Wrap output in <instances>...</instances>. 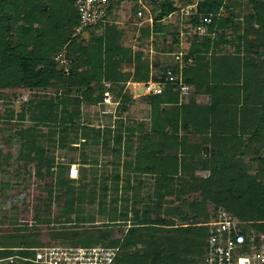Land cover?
<instances>
[{"label":"trees","instance_id":"obj_1","mask_svg":"<svg viewBox=\"0 0 264 264\" xmlns=\"http://www.w3.org/2000/svg\"><path fill=\"white\" fill-rule=\"evenodd\" d=\"M151 1L154 4L149 12L153 21L151 25L141 24L139 31L144 37L167 32L170 38L164 35L166 43L159 47V52L172 53L179 49L185 32L178 24L180 21L173 25L164 20L169 14L178 12L180 6L174 0ZM191 3L185 1V5ZM251 3V10L241 15L234 10L240 4L239 0H198L187 14L193 29L196 30L200 15H208L210 21L204 26V34L199 36L194 32L191 44L184 47L186 56H191L193 62L186 63L183 79L188 84H195L194 90L188 91L187 100L181 101L178 89L166 84L163 92L143 96L149 105L148 129L145 122L140 121L124 127L121 118L112 135L110 127L104 129V147L109 148L112 142L116 155L112 164L121 167L123 172L121 177L114 169L116 172L110 185L111 201L122 204H119L118 212L113 205L109 217L103 211L104 218L108 217L110 222L119 221L121 225L126 222L131 199L129 191L133 189L135 195L131 202L143 201L142 196L139 198L141 182L132 181L131 173L151 174L156 167L159 169L154 171L156 181L152 200H147L152 204L145 203V216L140 217L138 210L132 215L122 238L121 251L113 264H197L204 255L207 238L206 226L197 223L207 221L211 210L218 206L252 221L264 232V56L263 63L256 65L245 52L241 55L209 50L211 41L215 44L221 40L228 42L222 36V29L238 31L233 19L240 17L245 24L242 38L250 39L244 44L246 49L255 47L258 51L261 47L264 51V0H251ZM224 8L227 14L220 16ZM75 12L73 0H0V88L23 87L33 93L23 103L32 111V119L15 128L16 136L28 142V153L37 164H46L48 176L54 174L51 168L55 163L61 165L58 184L66 186L64 196L68 198L60 209L61 215H56L53 220L46 218L42 224L47 232L41 228V232L3 234L1 242L12 239L16 240L15 245H28L51 234L53 240L87 244L101 234H110L108 229L93 226L68 230V220L63 216L73 211L77 212L76 225L95 221L94 214L86 213L80 206L82 202L76 204V210L73 208V203H77L75 192L87 186V169L84 166L81 170L78 168L79 176L71 178L68 169L74 160L57 161V155L47 146H54L63 131L79 120L85 135L81 138L88 140L89 132L96 130L93 122L100 113L97 108L83 112L81 105L100 106L107 89L114 100H118L113 113V106H110L111 112L107 115L127 111L135 97L126 83L146 80L150 63L141 50L123 45V29L117 22L109 21L110 17L113 19L110 10L105 21L86 27L91 31L87 39L81 32L74 33L78 23ZM94 29H101V32L96 33L92 31ZM212 32L219 37L214 38ZM198 41L203 46L197 47ZM62 52L67 62L61 61ZM129 65L132 68L126 70ZM105 81H109L110 86H106ZM204 82L209 84L210 104L195 102L194 96ZM60 111L62 116L59 117ZM25 115L23 108L19 119L24 120ZM61 123L65 126H60ZM180 127L190 129L192 136L179 134ZM122 132L127 134L124 136ZM122 147L125 156L121 160ZM41 151L46 152L45 157ZM250 154L257 161L254 170L246 162ZM197 169H207L208 173L197 184L189 186L196 196L189 200L186 196L175 195L187 209L178 211L183 222L177 223L173 217H161L163 201L174 193L171 177L178 171L193 174ZM103 193L105 195L107 190ZM86 195L93 201L96 187L89 189ZM51 209L50 205L46 207L49 216ZM57 219L62 229L55 230L53 222Z\"/></svg>","mask_w":264,"mask_h":264},{"label":"rangeland","instance_id":"obj_2","mask_svg":"<svg viewBox=\"0 0 264 264\" xmlns=\"http://www.w3.org/2000/svg\"><path fill=\"white\" fill-rule=\"evenodd\" d=\"M174 1H176L177 6H180V8L182 7V9L187 7V5H185L186 0ZM197 1L198 0H189V2L192 3H196ZM227 1L233 2L238 0ZM239 1L240 4L234 8L235 11H239L242 15L243 13L249 12L251 10V0ZM143 2L145 3L148 10L153 7V1L143 0ZM129 6L130 4L125 3L121 6L122 8H117L116 12L112 13L113 19L110 17L109 21H117V25L123 29V35L121 38L123 45L130 46L132 50H141L144 54V57L147 58L149 62L158 63L157 69H155V67L151 68V71L155 72V70L161 68L162 65L169 64V60H173L171 53L167 54L162 51L159 52V49H161L159 47L166 43V38L169 39L170 37L169 35L167 37V32L164 34L153 33V35H150L149 37H144L139 31L141 24L138 25L137 19L134 17V9H131ZM180 10L181 9L177 10L178 12L169 14L164 21H168L169 24L173 25H176L180 21L178 24H180V28L185 32L182 35L184 40L182 41V46L184 49V47H187L191 44V35H193L194 32H197V34L201 36L205 32V28L203 27V29L199 31L194 30L193 24L189 21V15L185 14V12L183 13L182 10ZM183 11H185V9H183ZM144 14L147 15L148 11L146 10ZM226 14L227 10L224 8L220 11L219 15L224 16ZM233 21L234 25L239 27V30L234 32L231 30V28H223V31L221 32L222 36L223 38H226L228 42H223L221 40V42L215 44L213 41H211V47L209 48L210 52H227L230 54L237 53L241 55L246 53L249 55L250 59H252L253 63L260 65L263 63V49H261V47L258 51L255 47H248L246 49L244 44H248L250 39H244L241 35L245 24L240 17H235ZM146 24L147 23H145V25ZM92 31L99 33L101 32V29H94ZM74 33H77L75 28ZM90 33V30L84 28L81 31V36L87 39L90 36ZM164 35H166V38ZM211 35L214 38L219 37L217 33L214 32H212ZM250 36L252 37L251 34ZM197 43V47L203 46V43L199 41ZM207 56L210 55L208 54ZM60 57L61 61L67 62L63 52L60 53ZM131 68V65L125 67L126 70H130ZM48 90L51 91L52 88H48ZM137 94H135L136 97L133 96L135 97V101L130 106H128L127 111L120 112V114H113L110 117L107 114L101 115L99 112V118H97V121L93 122L94 125L97 126L96 130L89 132L91 134L88 135V140L81 138V136L85 135L83 134L84 130L81 128L79 123L81 120H79L76 121V123L69 129L63 131L62 137L57 139V142L54 146H49V144L47 146L49 150H52L54 154L57 155V161L64 162L66 160H74V164L79 168V170H81L83 166L87 169V173L85 175L87 186L84 188V190L78 188L75 192L77 203H73V208L76 210V204L82 202L80 206L84 208L86 213H93L95 221H85L84 223H79L76 225L75 220L77 212L73 211L63 216L65 220H68L67 226L68 230L70 231L75 230V228L85 229L87 227L93 226L92 228L95 227L100 228L101 230H110L111 235L114 234L113 238L123 237L124 233L126 232L125 229L131 223V217L134 212L138 210L140 215L143 217L147 214V211L145 210L147 208L145 207L148 204H152L151 202L147 203L149 202L147 200H152V193L156 181L155 175H135L131 173L130 176L132 181H140L141 184L144 182L143 186L141 185L142 187H140L141 192L139 193V198L142 196L143 201L135 204L131 202L134 200L135 196L134 190L131 189V191L128 193L131 199L129 203L130 206L128 207V214L126 216V222L122 223L121 225V223H118L119 221L110 222L107 219L113 211V205H116L118 212L119 204H122V202L113 203L111 201V194H113V192L110 189V185L112 184L114 172L117 171L115 174H119L121 177L123 172L121 167L117 168L112 164V160L116 156L112 142L109 143V148L104 147V129L106 130L107 126L110 127L112 135L116 131L118 126L117 120H119V118L123 120L122 122L124 123V127L125 125H135V122L140 121L145 122L146 128H149L148 122L146 121V118L149 114V105L145 102L143 97L144 95H142L141 92H137ZM31 95H33V93L23 87L0 88V223L7 222L13 224L15 218L20 216V218L25 219L32 218L29 220L33 225H37V228H44L45 230L46 226L42 224H45L46 218H48L47 220H53L56 215H61L60 209L62 208L63 204H65V200L67 198L64 196L66 186H59L58 184V181L61 178V165L55 163L51 168L53 169L54 174L52 177L48 176L46 164L44 162L37 164L32 158V155H29L28 153V142L25 140H20L18 136H16L15 128L26 125L32 119L30 116L32 111L30 112L27 105H23V103L28 99V97H31ZM72 97L77 98L75 95H72ZM99 107L100 106L91 107L87 104L81 105L83 112H87L86 110H95L96 108L99 110ZM23 108L25 109L26 115L24 117L26 118L24 120H20V111ZM60 116H62L61 111L59 112V117ZM60 126L65 125L61 123ZM7 127L10 130L7 129ZM122 134L125 136L127 132H122ZM63 144L65 146H63ZM120 150L122 151H120L122 160L125 156L124 148L122 147ZM41 152L42 156L45 157L46 152ZM61 156H63V158ZM254 158L255 157L253 154H250L246 157V162L251 170H254L257 166V161ZM127 159L128 158H125V160ZM114 169H116V171H114ZM197 172L198 173H195L196 176L194 177L192 175L189 177L182 173L171 177L170 181L174 185V193L172 194V197L169 196L165 201H163L164 206L162 208H164L165 217H173L177 223L183 222L180 220V217H178V213L183 209H187L186 206L183 207L181 205L180 200L176 199L175 195L179 194L181 196L188 197L189 200L192 199L191 194L194 191H190L188 189L189 186H192V184H197L200 181L199 178H202V176H204L206 173V171ZM47 182H50L49 184L51 186H48ZM178 183H180V185H178ZM93 187H96V197L93 201H89L86 193ZM105 189L107 190V193L105 194L106 196L103 195V190ZM196 194L197 193L194 192L193 196H196ZM48 205L52 206L50 216L47 214L48 211L46 210ZM188 210L190 209L188 208ZM103 211L105 212L104 215L107 214L106 216L108 217L105 216L106 218H104L102 213ZM13 213L17 215H14ZM20 213L25 214L20 215ZM8 217L10 218V221L6 220ZM188 221L191 222V220ZM53 223L55 230L62 229L60 227L61 222L58 219ZM47 231L48 230L46 229V232ZM50 235L44 236L42 239L52 241L53 237ZM91 237H88V239L90 240ZM109 240H111V238ZM2 242L4 245L16 244V240L12 239H5ZM200 262L197 264H200Z\"/></svg>","mask_w":264,"mask_h":264},{"label":"built area","instance_id":"obj_3","mask_svg":"<svg viewBox=\"0 0 264 264\" xmlns=\"http://www.w3.org/2000/svg\"><path fill=\"white\" fill-rule=\"evenodd\" d=\"M125 3L130 4L131 9L136 7L134 17L138 25L145 23L151 25L153 18L143 0H73L78 20L75 30L81 32L98 21H105L109 10L114 13ZM183 9V13H190L189 5ZM146 10L147 15L144 14ZM209 21L208 15H200L196 30H202ZM186 53L181 42L179 49L171 53L173 64L162 65L154 72L151 71L154 67L152 62L146 80L128 81L126 84L132 89V96L137 92H141L142 95L161 93L166 84H171L178 89L180 100L186 97L190 85L183 79V69L186 63L193 62V58L186 56ZM104 84L110 86L111 83L105 81ZM117 103L118 100H114L112 93L107 89L103 93L99 112L108 114L111 112L110 106H113V113ZM68 175L71 178L78 177L79 170L74 163L69 166ZM24 214L20 213V215ZM29 219L18 216L13 224L0 223V236L29 231L41 232L42 229L33 225ZM6 220L10 221V218ZM197 224L206 226L207 230L205 252L200 264H264V232L258 230L252 221L241 219L229 209L218 206L211 210L207 221ZM113 235L101 234L87 244L48 241L42 238H37L28 245H4L0 241V264H113L117 253L121 251L123 238H113Z\"/></svg>","mask_w":264,"mask_h":264},{"label":"crops","instance_id":"obj_4","mask_svg":"<svg viewBox=\"0 0 264 264\" xmlns=\"http://www.w3.org/2000/svg\"><path fill=\"white\" fill-rule=\"evenodd\" d=\"M182 41H184L183 40V38H182ZM170 61H172V62H170ZM149 63H151V62H149ZM155 62H153V66L155 67V68H157V64L158 63H155ZM169 64H173V60H169V62H168ZM190 85V91H192V90H194V87H195V84L194 83H192V84H189ZM199 86V85H198ZM200 87H201V89H200V91H198L196 94H195V102L196 103H198V104H210V102H211V99H212V96H211V94H210V92H209V84L208 83H203L202 85H200ZM187 100V97H184V98H182V100L181 101H186ZM189 134L190 136H192L191 135V132H190V129H185V128H183V127H180L179 128V134ZM178 158H179V155H178ZM202 158L205 160V158H206V155L205 154H203L202 155ZM154 171H159V169H157V167H156V169H154L152 172H151V174H153V175H155V172ZM197 171H206V173L204 174V176H202V178H204L206 175H207V173H208V170L207 169H197L193 174H186V176H189L190 177V175H192L193 177L194 176H196L195 175V173H198ZM179 174H181L180 173V171H178L177 172V174H176V176L177 175H179ZM143 175H148V174H143ZM181 176V175H180ZM201 178H199V180H200ZM144 183V182H143ZM143 183L141 184L142 186H143ZM178 185H180V183H178ZM141 186V187H142ZM174 186V185H173ZM194 195V192L191 194V196H193ZM163 206H164V204H163ZM162 206V207H163ZM146 208V207H145ZM145 210H147V209H145ZM146 212V211H145ZM139 216L140 217H142V215H140L139 214ZM161 217L163 216L164 217V208H162V211H161V215H160Z\"/></svg>","mask_w":264,"mask_h":264},{"label":"clouds","instance_id":"obj_5","mask_svg":"<svg viewBox=\"0 0 264 264\" xmlns=\"http://www.w3.org/2000/svg\"><path fill=\"white\" fill-rule=\"evenodd\" d=\"M188 5L190 6V11H191L192 8L195 7L196 3H191V4H188ZM180 9L182 10V7H181ZM181 10H180V11H181ZM187 14H189V13H187ZM181 42H182V38H181ZM149 71H150V67H149Z\"/></svg>","mask_w":264,"mask_h":264}]
</instances>
